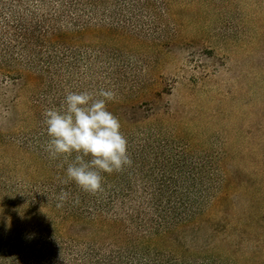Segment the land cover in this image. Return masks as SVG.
<instances>
[{
	"label": "rangeland",
	"instance_id": "374dc122",
	"mask_svg": "<svg viewBox=\"0 0 264 264\" xmlns=\"http://www.w3.org/2000/svg\"><path fill=\"white\" fill-rule=\"evenodd\" d=\"M107 4L117 13L106 23L121 21L124 33L81 42L158 51L143 91L114 105L125 114L120 125L190 146L192 156L215 162L221 182L181 228L183 264H264V0ZM14 84H0V238L34 237L42 225L36 202L47 108L35 114L38 95Z\"/></svg>",
	"mask_w": 264,
	"mask_h": 264
},
{
	"label": "trees",
	"instance_id": "16d2710c",
	"mask_svg": "<svg viewBox=\"0 0 264 264\" xmlns=\"http://www.w3.org/2000/svg\"><path fill=\"white\" fill-rule=\"evenodd\" d=\"M116 13L107 0H0V84L38 95L35 114L40 106L59 108L69 91L113 90L106 106L120 121L125 114L113 113L114 105L143 91L142 76L158 51L81 42L91 33L122 35L121 21L106 23ZM120 131L131 164L102 173L103 191L90 194L61 182L75 153L51 159L45 130L40 231L0 238V264H183L181 228L221 187L215 162L192 156L190 146L171 144L158 130ZM61 191L69 195L58 208Z\"/></svg>",
	"mask_w": 264,
	"mask_h": 264
},
{
	"label": "clouds",
	"instance_id": "9594fccd",
	"mask_svg": "<svg viewBox=\"0 0 264 264\" xmlns=\"http://www.w3.org/2000/svg\"><path fill=\"white\" fill-rule=\"evenodd\" d=\"M115 96L113 90L104 88L95 93L69 91L59 108H48L43 113V124L49 137L45 151L49 157H63L67 161L75 153L62 183L72 181L82 191L96 194L103 191L102 173L118 172L131 164L128 142L120 131V122L106 106ZM68 195L65 191L60 192L58 208L63 206Z\"/></svg>",
	"mask_w": 264,
	"mask_h": 264
}]
</instances>
